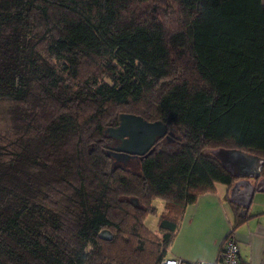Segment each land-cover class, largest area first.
<instances>
[{"label":"trees","instance_id":"obj_1","mask_svg":"<svg viewBox=\"0 0 264 264\" xmlns=\"http://www.w3.org/2000/svg\"><path fill=\"white\" fill-rule=\"evenodd\" d=\"M121 114L179 148L123 165ZM214 149L264 160L262 0H0V264H159L185 208L236 181ZM229 206L232 234L250 216Z\"/></svg>","mask_w":264,"mask_h":264},{"label":"crops","instance_id":"obj_2","mask_svg":"<svg viewBox=\"0 0 264 264\" xmlns=\"http://www.w3.org/2000/svg\"><path fill=\"white\" fill-rule=\"evenodd\" d=\"M232 185L227 189L224 185L216 184L214 192L199 195L194 203L185 208L165 259H179L186 263L216 261L220 246L232 224L233 216L229 206L232 204L229 202ZM159 202L162 209L163 203ZM152 205L154 206V202ZM246 215L250 217L233 234L238 243L239 257L243 264H262L264 191L254 193Z\"/></svg>","mask_w":264,"mask_h":264},{"label":"water","instance_id":"obj_3","mask_svg":"<svg viewBox=\"0 0 264 264\" xmlns=\"http://www.w3.org/2000/svg\"><path fill=\"white\" fill-rule=\"evenodd\" d=\"M104 133L117 143L107 148L118 158L124 159L150 154L158 139L171 141L173 137L162 122H147L129 114L119 115L117 126L107 128ZM209 154L236 179L229 191V202L239 206L238 216L244 218L254 193L264 191V179L260 174L264 160L235 149H214Z\"/></svg>","mask_w":264,"mask_h":264},{"label":"built area","instance_id":"obj_4","mask_svg":"<svg viewBox=\"0 0 264 264\" xmlns=\"http://www.w3.org/2000/svg\"><path fill=\"white\" fill-rule=\"evenodd\" d=\"M159 264H243L239 257L238 243L232 234H227L222 242L218 257L215 262L208 263L204 261L183 262L179 259H163ZM264 264V261L262 262Z\"/></svg>","mask_w":264,"mask_h":264},{"label":"rangeland","instance_id":"obj_5","mask_svg":"<svg viewBox=\"0 0 264 264\" xmlns=\"http://www.w3.org/2000/svg\"><path fill=\"white\" fill-rule=\"evenodd\" d=\"M164 140H162L161 142V146L163 149L167 150V151H175L179 148V146L175 145L173 142H167L166 144L163 143ZM121 163L123 165H126V166H129L133 169H137L138 168V165L136 164V161L134 160V158H129V159H126V160H121ZM154 206L158 209L157 213L155 216H146L144 221H143V224L145 226V228L149 231V233L151 235H153V237L155 238H160V234L158 233V230H157V221H158V216L164 212V208H160V205L161 203L158 201V200H154ZM241 227V226H240ZM239 227V228H240ZM238 228V229H239ZM236 229V230H238ZM235 232V231H234ZM234 234V233H233Z\"/></svg>","mask_w":264,"mask_h":264},{"label":"flooded vegetation","instance_id":"obj_6","mask_svg":"<svg viewBox=\"0 0 264 264\" xmlns=\"http://www.w3.org/2000/svg\"><path fill=\"white\" fill-rule=\"evenodd\" d=\"M166 141H167V140H166ZM167 142H169V141H167ZM116 144H117V143L114 141L112 146H114V145H116Z\"/></svg>","mask_w":264,"mask_h":264}]
</instances>
